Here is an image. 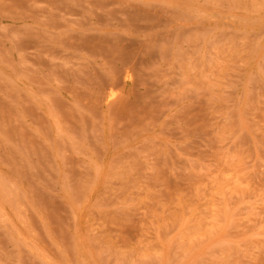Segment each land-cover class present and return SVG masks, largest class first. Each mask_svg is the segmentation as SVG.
<instances>
[{
  "label": "rangeland",
  "instance_id": "1",
  "mask_svg": "<svg viewBox=\"0 0 264 264\" xmlns=\"http://www.w3.org/2000/svg\"><path fill=\"white\" fill-rule=\"evenodd\" d=\"M0 264H264V0H0Z\"/></svg>",
  "mask_w": 264,
  "mask_h": 264
},
{
  "label": "bare ground",
  "instance_id": "2",
  "mask_svg": "<svg viewBox=\"0 0 264 264\" xmlns=\"http://www.w3.org/2000/svg\"><path fill=\"white\" fill-rule=\"evenodd\" d=\"M112 32H113V31H112ZM114 32L116 33L117 31H114ZM79 33H80V32H79ZM108 33H110V32H108ZM136 33H138V32H136ZM52 34H54V33H52ZM55 34H56V33H55ZM60 34H61V33H60ZM60 34H59V36H60ZM76 35H79V38H78L79 40H80V36H81V37L84 36L83 33H82V35H80V34H78V32H77ZM114 35H115V34H114ZM117 35H118V32H117ZM117 35H115V36L117 37ZM56 36H57V35H56ZM109 36H110V35H109ZM115 36H114V37H115ZM51 37H52V36H51ZM54 37H55V36H54ZM60 37H61V36H60ZM66 37H67V36H66ZM116 37H115V38H116ZM120 37H121V35H120ZM82 38H83V37H82ZM104 38H105V37H104ZM136 38H138V37H136ZM170 38H171V37H170ZM84 39H85V38H83L82 40L84 41ZM88 39L90 40V38H88ZM96 39H97V38H96ZM102 39H103V38H102ZM106 39H107V38H106ZM110 39H111V38H110ZM134 39H135V38H134ZM134 39H133V41H134ZM54 40H55V39H54ZM61 40H62V38H61ZM64 40H65V39H64ZM68 40H70V39H68ZM82 40H81V41H82ZM85 40H86V39H85ZM89 40H87V44H90L91 41L88 42ZM104 40H105V39H104ZM119 40H120V38H119ZM138 40L141 41L140 39H138ZM147 40H148V39H147ZM171 40H172V38H171ZM49 41H50V40H49ZM75 41H77V40L75 39ZM83 41H82V43H83ZM93 41H94V39H93ZM93 41H92V42H93ZM99 41H100V42H103V41H101V38H100ZM110 41H111V40H110ZM136 41H137V39H136ZM139 41H138V42H139ZM143 41H145V39H144ZM60 42H61V41H60ZM60 42H59L58 44H60ZM92 42H91V43H92ZM100 42H99V45H100ZM107 42H109L108 39H107L106 43H107ZM116 42H117V41H116ZM119 42L121 43V41H119ZM138 42H137V43H138ZM141 42H142V41H141ZM154 42H155V41H154ZM160 42H161V41H160ZM162 42H163V41H162ZM162 42H161V44H162ZM170 42H171V41H170ZM63 43H64V42H63ZM97 43H98V41H97ZM97 43H96V44H97ZM104 43H105V42H103V44H104ZM109 43H110V42H109ZM109 43H108V45H109ZM111 43H112V42H111ZM137 43H136V45L138 46ZM168 43H169V42H168ZM65 44H66V43H64V45H65ZM71 44H73V43H71ZM77 44H78V43H77ZM87 44H86V45H87ZM93 44H94V42H93ZM113 44H114V43H112V46H113ZM134 44H135V43H134ZM139 44H140V43H139ZM142 44H143V43H142ZM156 44H157V42H156ZM158 44H159V43H158ZM176 44H177V42H176ZM176 44H175V45H176ZM78 45H79V44H78ZM78 45H77V48H76V49H73V48H75V44H74V45H73L74 47H72V49H73L74 51H75V50H77V51H81V50H78V47H79ZM84 45H85V44L83 43L84 51H85V50H89L88 47H89L90 45H89L86 49H85L86 45H85V46H84ZM94 45H95V44H94ZM99 45H98V46H99ZM101 45H102V44H101ZM101 45H100V46H101ZM43 46H44V45H43ZM45 46H46V45H45ZM52 46H53V45H52ZM62 46H63V44H62ZM71 46H72V45H71ZM95 46H96V45H95ZM95 46H94V48H95ZM100 46H99V48H100ZM105 46H107V45H105ZM109 46H110V45H109ZM112 46H110V48H111ZM124 46H125V45H124ZM124 46H123V47H124ZM149 46H150V45H149ZM53 47H54V46H53ZM64 47H66V49L68 48L66 45H65ZM123 47L121 46V48H123ZM144 47H146V46H144ZM155 47H156V46H155ZM168 47H171V45L168 46ZM177 47H178V46H177ZM48 48H49V47H48ZM81 48H82V46H81ZM89 48H91V47H89ZM92 48H93V46H92ZM92 48H91V49H92ZM97 48H98V47L96 46L95 51H96ZM99 48H98V50H99ZM103 48H105V47L103 46ZM107 48H108V47H107ZM107 48H106V49H107ZM117 48H118V47H116V49H117ZM146 48H147V47H146ZM159 48H160V47H159ZM159 48H158V49H159ZM175 48H176V47H174V49H175ZM45 49H46V48H45ZM91 49H90L89 51H91ZM101 49H102V48H101ZM101 49H100V50H101ZM113 49H114V46H113ZM116 49H115V52H117ZM126 49H127V48H126ZM49 50H50V48H49ZM54 50H55V48H54L52 51H54ZM60 50H61V49H60ZM92 50H94V49H92ZM118 50H119V49H118ZM162 50H163V49H162ZM165 50H166V48H165ZM175 50H176V49H175ZM50 51H51V50H50ZM55 51H56V50H55ZM65 51H66V50H65ZM65 51H64V52H65ZM77 51H76V52H77ZM89 51H87V52H89ZM113 51H114V50H112L111 52H113ZM128 51H129V50H128ZM135 51H136V50H135ZM163 51H164V50H163ZM178 51H180V50H178ZM48 52H49V51H48ZM58 52H59V51H58ZM58 52H57V53H58ZM61 52H62V51H61ZM93 52H94V51H92L91 53H89V54H92V55H90L92 58L94 57V55H95V57H96V53L94 52L95 54L93 55ZM96 52H97V51H96ZM98 52H99V51H98ZM101 52H102V51H101ZM101 52H100V53H101ZM140 52H141V51H139V53H140ZM166 52H167V51H166ZM52 53H53V52H52ZM54 53H55V52H54ZM57 53H56V54H57ZM107 53H108V52H107ZM109 53H110V52H109ZM137 53H138V50H137ZM159 53H160V52H159ZM175 53H176V52H175ZM180 53H182V52L180 51ZM180 53H179V54H180ZM58 54H59V53H58ZM83 54H84V53H83ZM97 54H99V53H97ZM101 54H102V53H101ZM104 54H105V52H104ZM104 54L102 55V57L104 56ZM110 54H111V53H110ZM112 54H113V53H112ZM135 54H136V53H135ZM162 54H164V52H162ZM167 54H170V53H167ZM167 54H166V53L164 54V56L166 55V58L168 57ZM52 55H53V54H52ZM52 55H51V56H52ZM78 55H79V54H78ZM99 55H100V54H99ZM105 55H106V54H105ZM114 55H116V54H114ZM114 55H113V56H114ZM129 55H130V54H129ZM49 56H50V55H49ZM54 56H55V55H54ZM97 56H98V55H97ZM107 56H108V55H107ZM119 56H120V55H119ZM119 56H118V57H119ZM125 56H126V55H125ZM164 56H160V58H161V57H164ZM169 56H170V55H169ZM56 57H57V56H56ZM77 57H78V56L76 55V58H77ZM99 57H100V56H99ZM111 57H112V55H111ZM111 57H110V58H111ZM118 57H116V58H118ZM175 57H176V56H175ZM57 58H58V57H57ZM76 58H75V61L78 59V58H77V59H76ZM104 58H106V56H105ZM104 58H103V60H104ZM107 58H108V57H107ZM116 58H114V61H115ZM126 58H128V57L126 56ZM126 58H124V60H125ZM164 58H165V57H164ZM164 58H163V61H164ZM177 58H180V57H177ZM51 59H52V58H51ZM88 59H89V58H88ZM90 59H91V58H90ZM120 59H123V58H120ZM129 59H130V58H129ZM78 60H79V59H78ZM78 60H77V61H78ZM85 60L87 61V58H86ZM106 60L108 61L109 59H106ZM106 60H104V61H106ZM110 60H111V59H110ZM116 60H117V59H116ZM124 60H123V61H124ZM165 60H167V59H165ZM169 60H170V59H169ZM79 61H80V60H79ZM112 61H113V59H112ZM114 61H113V62H114ZM121 61H122V60H121ZM121 61H120V62H121ZM126 61H128V59H126ZM126 61H125V62H126ZM167 61H168V60H167ZM173 61H174V60H173ZM179 61H180V60H179ZM51 62H52V61H51ZM82 62H83V60H82ZM91 62H92V61H91ZM164 62H165V61H164ZM57 63H59V62H57ZM57 63H56V62H55V63L53 62V64H54L55 67H57V65H59V67H60V66H61L60 64H62V63H59V64H57ZM75 63H76V62H75ZM79 63H80V62H79ZM88 63H89V61H88ZM99 63H100V62H99ZM121 63H122V62H121ZM168 63H169V62H168ZM51 64H52V63H51ZM65 64H66V63H65ZM96 64H98V63H96ZM108 64H109V63H108ZM110 64L112 65V62H111V61H110ZM127 64H128V63L126 62V65H127ZM173 64H174V63H173ZM177 64H178V63H177ZM62 65H63V64H62ZM76 65H78V63H76ZM84 65H85V64H84ZM99 65H100V64H99ZM164 65H167V64H164ZM168 65H169V64H168ZM82 66H83V64L81 65V67H82ZM92 66H93V64H92ZM101 66H102V63H101ZM112 66H115V69H116V65H115V63H114V65H112ZM122 66H123V65L121 64V67H122ZM182 66H184V65L182 64ZM55 67H53V68L55 69ZM62 67H63V66H62ZM84 67H85V66H84ZM84 67H82V68L84 69ZM107 67H109V66H107ZM131 67H132V66H131ZM57 68H58V67H57ZM66 68H68V67L66 66ZM72 68H73V67H72ZM82 68H81L80 71H81L82 73H84V72L86 71V70H85L86 68L84 69V70H85L84 72L82 71V70H83ZM91 68L93 69V67H91ZM110 68H111V67H110ZM110 68H108V69H109L108 71H111L112 68H111V69H110ZM123 68H124V67H123ZM158 68H159V70H160V67H158ZM163 68H164V67H163ZM165 68H168V67H165ZM74 69H76L75 71L78 72V67H77V68H74ZM79 69H80V68H79ZM117 69H119V67H117ZM161 69H162V67H161ZM176 69H177V68H176ZM178 69H180L179 66H178ZM55 70L58 71V69H55ZM64 70H66V69H64ZM67 70H68V69H67ZM121 70H123V69H121ZM124 70H125V69H124ZM153 70H154V69H153ZM156 70H157V69H156ZM159 70H158V71H159ZM166 70H167V69H166ZM166 70H164L165 73H163V71H162V73H163V77L165 76V74L168 73V72L166 73ZM170 70H171V69H170ZM51 71L53 72L54 70L51 69ZM71 71H73V69H72ZM87 71H88V68H87ZM91 71H92V70H91ZM94 71H95V68H94ZM97 71H99V70H97ZM100 71L102 72V70H100ZM113 71H114V70H113ZM113 71H112V73H114ZM158 71H155V72H158ZM174 71H175V70H174ZM64 72H65V71H64ZM73 72H74V71H73ZM73 72H71V73H73ZM77 72H76V73H77ZM103 72H104V71H103ZM103 72H102V73H103ZM115 72H116V71H115ZM122 72H123V71H122ZM160 72H161V71H160ZM178 72L180 73L181 70H178ZM49 73H50V72H49ZM54 73H55V72H54ZM56 73H57V74H55V76L58 75L59 72H56ZM79 73H80V72H79ZM82 73H80V74H82ZM85 73H86V72H85ZM96 73H97V72H96ZM99 73H100V72H99ZM151 73H153V72L151 71ZM169 73H172V72H169ZM183 73H185V72H183ZM197 73H198V72H197ZM47 74H48V73H47ZM52 74H53V73H52ZM67 74H68V71H67ZM77 74H78V73H77ZM80 74H78V76H81ZM86 74L88 75L89 72H87ZM94 74H95V73H94ZM116 74H117V73H116ZM121 74H122V73H121ZM48 75H49V74H48ZM50 75H51V74H50ZM68 75H69V77L71 76L70 73H69ZM74 75H75V73H74ZM74 75H73V76H74ZM84 75H85V74H83V76H82L81 78H78V76L75 75V77H77V79L74 77V79L71 80V81H74L73 84H77V83H75V81L78 82V79H79V80H81L80 82H83V83L85 84L86 82L82 81L83 78H84ZM87 75H86V76H87ZM97 75H98V74H97ZM100 75H101V73H100ZM151 75H152V74H151ZM151 75H149V76H151ZM158 75H159V74H158ZM51 76H52V75H51ZM73 76H71V79H72ZM88 76H89V75H88ZM88 76H87V77H88ZM98 76H99V75H98ZM106 76H108L107 73H106ZM106 76H105V75H104V76L102 75V76H101L102 78H101V77H98V78H101V79L103 80V77H106ZM120 76H121V75H119V77H120ZM167 76H168V75H167ZM171 76H172V75H171ZM184 76H185L186 79H187V75L184 74ZM46 77H47V76H46ZM48 77H49V76H48ZM56 77H57V78H56ZM56 77H55V78H56L55 80H59V79H60V77H59V79H58V76H56ZM112 77H113V76H112ZM116 77H117V76H116ZM168 77H169V76H168ZM174 77H175V74H174ZM180 77H181V75H180ZM182 77H183V75H182ZM89 78H91V80H92L91 73H90V77H89ZM154 78H155V77H154ZM188 78H189V77H188ZM40 79H41V78H40ZM43 79H44V78H43ZM46 79H47V80H50V78H46ZM106 79H107V78H106ZM106 79L104 78V80H106ZM108 79H109V78H108ZM155 79H156V78H155ZM163 79H164V78H163ZM165 79H167V78H165ZM175 79H176V78H175ZM182 79H183V78H181V79L177 78V80H178L179 82H181ZM51 80H54V75H53V79L51 78ZM51 80H50V81H51ZM61 80H62V79H61ZM96 80H97V76H96ZM102 80H101V81H102ZM112 80H113V79H112ZM114 80H115V79H114ZM116 80H117V79H116ZM119 80H120V79H119ZM156 80H157V79H156ZM160 80H161V79H160ZM177 80H176L175 82H178ZM183 80H184V79H183ZM63 81H64V80H63ZM63 81H62V82H63ZM92 81H94V80H92ZM97 81L100 82V79H98ZM97 81H96V82H97ZM185 81H186V80H185ZM185 81H184V82L182 81V82L185 83ZM41 82L45 83V80L43 81V80L41 79ZM41 82H40V83H41ZM56 82L58 83V84L56 83V85H58V86H59V84L62 85V82H61V83H59L58 81H56ZM88 82H89V81H88ZM88 82H87L85 85L88 86V85H89ZM94 82H95V81H94ZM94 82H93V83H94ZM114 82H115V81H114ZM114 82L112 81L113 84H114ZM159 82H160V81H159ZM162 82H163V81H162ZM166 82H167V81H166ZM173 82H174V81H173ZM63 83H64V82H63ZM68 83L70 84V82L67 81V84H68ZM78 83H79V82H78ZM100 83H102V82H100ZM115 83H117V82H115ZM118 83H119V82H118ZM157 83H158V81H157ZM171 83H172V82H171ZM183 83H182V84H183ZM71 84H72V83H71ZM71 84H70V85H71ZM81 84H82V83H81ZM81 84L79 83V85L77 84L76 86H81V87H82ZM106 84L109 85V83H106ZM106 84H105V85H106ZM113 84H111V85H113ZM165 84H167V83H165ZM14 85H16V84H14ZM39 85H41V84H39ZM95 85H96V84H95ZM97 85H98V84H97ZM34 86H35V85H34ZM36 86H37V88H40V87H41L40 89H42V91H43V88H44V87H43V88H42V86H39V87H38V84H36ZM62 86H63V85H62ZM64 86H65V85H64ZM76 86H75V85H72V86H71V87H73L72 89H74L73 92H78V90H79L78 93H80V92L82 91V89H79V88H81V87L76 88ZM102 86L104 87L103 84H102ZM121 86H122V85H121ZM163 86H164V85H163ZM48 87H49V84H48ZM71 87L68 88V89L70 90ZM74 87H75V88H74ZM97 87H98V86H97ZM112 87H113V86H112ZM37 88H36V89H37ZM104 88H105V87H104ZM109 88H111V87H108V86H107V89H105V91L108 90ZM160 88H162L161 90L164 89L162 86H161ZM49 89H50V88H49ZM49 89H48V92H49ZM58 89H59V88H58ZM75 89H77V90L75 91ZM83 89H85V90L87 91L86 93H88V90L86 89V87L83 88ZM91 89H92V88H91ZM157 89H158V88H157ZM44 90H46V88H44ZM97 90H99V89H97ZM110 90H111V89H110ZM40 91H41V90H40ZM42 91H41V93H42ZM93 91H94V90H93ZM99 91H100V90H99ZM112 91H113V90H112ZM163 91H164V90H163ZM163 91H162V92H163ZM46 92H47V91H46ZM46 92H44V93H42V94H43V95H44V94H48V92H47V93H46ZM70 92H71V90H70ZM83 92H84V91H83ZM91 92H92V91H91ZM108 92H110V91L108 90L107 93H108ZM113 92H114V91H113ZM162 92H161V93H162ZM30 93H32V92H30ZM41 93H40V94H41ZM53 93H54V90H53ZM53 93H51V94H53ZM57 93H58V92H57ZM67 93H68V91H67ZM86 93L84 92V94H86ZM98 93H99V92H98ZM98 93H96V94H98ZM100 93H101V91H100ZM111 93H112V92H111ZM124 93H125V92H124ZM49 94H50V93H49ZM76 94H77V93H76ZM81 94H83V93L81 92ZM84 94H83V95H84ZM88 94H89V93H88ZM93 94H94V93H93ZM101 94H103V92H102ZM101 94H100V95H101ZM125 94H126V93H125ZM32 95H33V94H32ZM54 95H56L55 99L57 98L56 100H58L57 94L54 93ZM66 95H67V94H66ZM69 95H70V94H69ZM72 95H73V94H72ZM83 95H82V96H83ZM91 95H92V94H90V95H87V94H86V95H85V98H84V100H83V103L86 101V98H88V97H89V98H90V97L92 98ZM98 95H99V94H98ZM108 95H109V94H108ZM111 95H115V93H113V94H111ZM116 95H118V94H116ZM123 95H124V94H123ZM161 95H162V94H161ZM46 96H47V95H46ZM50 96H51V95H49V96L46 97V98H49ZM79 96H80V99H81V95H79ZM86 96H88V97H86ZM162 96H163V95H162ZM33 97H35V96L33 95ZM83 97H84V96H83ZM97 97H99V96H97ZM110 97L113 98V96H110ZM114 97H115V96H114ZM124 97L128 98V97L125 96V95H124ZM124 97H122L121 100H122ZM46 98H44V100H45ZM71 98H72V97H71ZM91 98H90V99H87V100L90 101ZM34 99H36V97H35ZM49 99H50V98H49ZM49 99H48V100H49ZM64 99H65V98H64ZM93 99H94V97H93ZM93 99H92V100H93ZM114 99H115V98H114ZM162 99H164V98H162ZM162 99H161V100H162ZM178 99H179V98H178ZM15 100H16V99H15ZM15 100H14V102H15ZM46 100H47V99H46ZM56 100H55V101H56ZM60 100H61V99H60ZM95 100L98 101L97 99H95ZM99 100H100V98H99ZM116 100H117V97H116ZM118 100H119V97H118ZM124 100H127V99H124ZM124 100H123V101H124ZM137 100H139V101L142 102L141 99H137ZM156 100H157V99H156ZM161 100H160V101H161ZM165 100L167 101V98H165ZM174 100H175V98H174ZM176 100H177V99H176ZM181 100H182V98H181ZM51 101H52V100H51ZM51 101H49V102H51ZM76 101H77V100H76ZM80 101H81V100H80ZM88 101H87V102H88ZM123 101H122V102H123ZM130 101H131V100H130ZM160 101H159V102H160ZM166 101H165V102H166ZM60 102H61V101H60ZM68 102H69V101H68ZM87 102H86V103H87ZM91 102L94 103L95 101H94V102L91 101ZM91 102H90V103H91ZM99 102H100V101H98V103H97V102H96V103L99 105V104H100ZM108 102L110 103L109 100H108ZM112 102H113V101H112ZM112 102H111V103H112ZM122 102H121V104L118 103V104H119L118 106L123 105ZM133 102H134V101H133ZM144 102H145V101H144ZM156 102H157V101H156ZM163 102H164V101H163ZM71 103H72V102H71ZM78 103H79V102H78ZM78 103H77V104H78ZM96 103H95V105H96ZM126 103H127V101L124 102V104H126ZM128 103H129V102H128ZM134 103H135V102H134ZM160 103L163 104V105L166 104V103H162V101H161ZM160 103H158V104H160ZM169 103L171 104L170 100H169V102H168L167 104H169ZM174 103H177V102L174 101ZM35 104H36V103H35ZM50 104H51V103H50ZM55 104H57V101H56ZM63 104H64V103H63ZM65 104H66V102H65ZM74 104H75V106L77 105L76 103H74ZM80 104H81V102H80ZM80 104H78V108H79L78 111H74V112H78L79 114H80L79 111H81L80 109H84V108H85L84 106H83L84 108H83L82 106H79ZM87 104H88V103H87ZM87 104H86V106H87ZM106 104H107V103H106ZM131 104H132V103H130V105H131ZM142 104H143V103H142ZM150 104H151V103H150ZM150 104H148V105H150ZM154 104H156V103H154ZM161 104H160V105H161ZM33 105H34V103H33ZM88 105H89V104H88ZM93 105H94V104H93ZM93 105H92V107H93ZM110 105H111V104H110ZM110 105H109V106H110ZM128 105H129V104H128ZM128 105H127V106H128ZM132 105H134V104H132ZM132 105H131V106H132ZM136 105L139 106V103H137ZM136 105H135V106H136ZM146 105H147V103L145 104V106H146ZM152 105H153V104H152ZM156 105H157V104H156ZM160 105H159V106H160ZM171 105H172V104H171ZM44 106H45V105H44ZM57 106H58V105H57ZM64 106H65V105H64ZM71 106H72V105H70V107H71ZM96 106H97V105H96ZM109 106H108V110H109V108H111V107H109ZM116 106H117V102H116ZM157 106H158V105H157ZM161 106H162V105H161ZM168 106L170 107V105H168ZM67 107H68V106H66V108H67ZM80 107H81V108H80ZM88 107L91 108V106H88ZM99 107H100V106H99ZM99 107H98V108H99ZM133 107H134V106H133ZM141 107H143V106L141 105ZM154 107H156V106H154ZM154 107H152V108H154ZM164 107L167 108V105L164 106ZM164 107L162 106V109H164V111H166V110H165L166 108H164ZM54 108H56V106H55ZM72 108H73V107H72ZM72 108H71V109H72ZM94 108L96 109V107H94ZM114 108H115V107L113 106V109H114ZM149 108H151V106H148V112L151 111V112H149V113L153 114V111H154V110H153V111H152V110H149ZM156 108H157V107H156ZM35 109H36V108H34L33 110H35ZM37 109H39V108H37ZM69 109H70V108H69ZM71 109H70V110H71ZM135 109H136V107H135ZM158 109H159V108H158ZM158 109H156V110H158ZM53 110H54V109H53ZM66 110H67V109H66ZM66 110H65V111H66ZM70 110H69V111H70ZM73 110H76V109L73 108ZM88 110H89V108L86 109V110H84V112L86 111L87 113H90V111H88ZM90 110H92V111H93V114H95V113H94L95 111L93 110V108H91ZM96 110H97V109H96ZM119 110H120V109H119ZM129 110H130V109L128 108V111H127V110H125V111H127L128 113H130ZM156 110H155V111H156ZM159 110H160V109H159ZM159 110H158V113L155 112V113L157 114V116H158V114H159ZM62 111H63V109L61 110V112H62ZM97 111H98V110H97ZM99 111H100V108H99ZM110 111L113 112V110H110ZM116 111H117V110H116ZM123 111H124V110H123ZM130 111H131V110H130ZM143 111H144V110H143ZM143 111H142V112H143ZM160 111H161V110H160ZM14 112H15V111H14ZM28 112H29V111H28ZM37 112H38V111H37ZM37 112H36V113H37ZM40 112H41V110H40ZM49 112H50V110H49ZM56 112H58V110H57ZM56 112H55V113H56ZM61 112H59V113H61ZM70 112H71V111H70ZM74 112H73V114H74ZM84 112H83V113H84ZM106 112H107V111H106ZM135 112L137 113V110H136ZM142 112H141V113H142ZM146 112H147V111H146ZM146 112H144V113L141 114V115L146 114ZM183 112H184V111H183ZM29 113H30V112H29ZM52 113H53V112H52ZM59 113H58V114H59ZM83 113H82V114H83ZM96 113H97V112H96ZM115 113H116V112H115ZM115 113H114V116H115ZM118 113L120 114V112H118ZM118 113H117V115H118ZM128 113H127V115H129ZM155 113H154V115H155ZM160 113L163 114V112H160ZM27 114H28V113H27ZM38 114L40 115V114H42V113H38ZM58 114H57V115H58ZM65 114H66V113H65ZM79 114H78V115H79ZM82 114H80L78 117H81ZM93 114H92V115H93ZM97 114H100V113H97ZM97 114H96V115H97ZM106 114H108V113H106ZM130 114H131V113H130ZM182 114H186V113H182ZM32 115H33V114H32ZM32 115H31V116H32ZM39 115H38V117H39ZM48 115H49V114H48ZM62 115H63V113H62ZM70 115H71V113H70ZM89 115H90V114H89ZM92 115H91V116H92ZM141 115H140V116H141ZM148 115H149V114H148ZM16 116H17V115H16ZM29 116H30V115H29ZM34 116H35V114H34ZM36 116H37V115H36ZM40 116L42 117V115H40ZM66 116L69 117L68 115H66ZM66 116H65V117H66ZM72 116H73V115H72ZM87 116H88V115H87ZM87 116H83L82 118H80L81 121H82V123H83L84 125H86L84 122H86L87 118H86L85 121L82 120V119H85V117H87ZM91 116H90V117H91ZM97 116H99V115H97ZM97 116H96V117H97ZM108 116H109V115H107V118H108V119H107V118H106V119L111 121V118H110V117L113 116V115H110V117H108ZM129 116H130V115H129ZM134 116H135V115H134ZM134 116H133V117H134ZM145 116H146V115H145ZM149 116H150V115H149ZM149 116H146V117L150 118ZM173 116H174V115H173ZM180 116L183 117L184 115H180ZM38 117H36V118H38ZM55 117H58V118L60 117V119H62V118H61V117H62L61 114H60V116H59V115H58V116H55V114H54L53 119H54ZM65 117H64V118H65ZM70 117H71V116H70ZM74 117H77V115H74L73 118H74ZM118 117H119V116H118ZM120 117H121V115H120ZM133 117H131V118H133ZM137 117H138V116H137ZM155 117H156V116H155ZM155 117H154V119L151 117L153 123H154V120H155L156 122L158 121V120L155 119ZM175 117H176V116H175ZM175 117H174V118H175ZM178 117H179V115H178ZM30 118H31V117H30ZM39 118H40V117H39ZM44 118H45V117H44ZM64 118H63L62 120H60V123H63V124H64V123L66 122V121H65V122L63 121ZM71 118H72V117H71ZM88 118H89V117H88ZM142 118H143V117H142ZM148 118H147V119H148ZM179 118H181V117H179ZM185 118H186V116H185ZM185 118H184V119H185ZM74 119H75V118H74ZM74 119H73V120H74ZM93 119H94V118H93ZM112 119H113V118H112ZM124 119H125V118H124ZM129 119H130V118H129ZM138 119H139V118H138ZM176 119H177V118H176ZM181 119H182V118H181ZM19 120H20V119H19ZM36 120H37V119H36ZM40 120H43V119H40ZM46 120H47V119H46ZM46 120H45V121H46ZM65 120H66V119H65ZM67 120H69V119H67ZM77 120H78V118H77ZM134 120H135V119H134ZM141 120H142V122L145 121L144 118L141 119ZM141 120H140V122H141ZM174 120H175V119H174ZM34 121H35V120H34ZM45 121L43 120V122H45ZM47 121H48V120H47ZM54 121H55L56 126H57L59 123L57 122L56 118H55ZM78 121H79V120H78ZM83 121H84V122H83ZM91 121H92V120H91ZM93 121H95V120H93ZM93 121H92V123H93V125H95V123H94ZM97 121H98V120H97ZM100 121H101V120H99V125H100ZM120 121H121V119H120ZM122 121H123V120H122ZM126 121H127V120H126ZM136 121H138V120L136 119ZM152 121H151V122H152ZM177 121H178V120H177ZM15 122H16V121H15ZM30 122H31V121H30ZM38 122H39L38 126H40V125H41V124H40V121L38 120ZM71 122H72V121H71ZM74 122H75V121H74ZM76 122H77V121H76ZM76 122H75V124H77ZM114 122L117 123V120L114 121ZM140 122H139V123L137 122L138 125H140ZM145 122H146V121H145ZM181 122H185V121H181ZM18 123H19V121H18ZM52 123H53V122H52ZM55 123H54V124H55ZM57 123H58V124H57ZM68 123H69V121H68ZM96 123H97V122H96ZM111 123L113 124L112 121H111ZM111 123H110V124L108 123V124L111 125ZM119 123H121V122H119ZM137 123H136V124H137ZM147 123H148V121H147ZM16 124H17V122H16ZM32 124H33V123H32ZM42 124H44L45 126L48 125V124L46 125V122H45V123H42ZM65 124H67V122H66ZM75 124L73 123V124H71L70 126L68 125V128H69V127L71 128L72 125H73V128H75V126H74ZM78 124H80V122H78ZM78 124H77V126H78V128H79L80 125H78ZM97 124H98V123H97ZM97 124H96L95 126H97ZM108 124H107V125H108ZM126 124H127V123H126ZM128 124H129V123H128ZM130 124H131V123H130ZM134 124H135V123H134ZM149 124L151 125V123H150V119H149ZM149 124L147 125V127L149 126ZM164 124H165V123H164ZM164 124H162L163 127H164ZM167 124H168V123H167ZM175 124H176V123H175ZM36 125H37V124H36ZM89 125H90V126H93V125H91V122H89ZM109 125H108V126H109ZM117 125H119V124H116L115 127H116ZM144 125H146V124H144ZM14 126H16V125H14ZM26 126H27V125H26ZM54 126H55V125H54ZM58 126H59V125H58ZM81 126H82V124H81ZM125 126H127V125H125ZM125 126H124V128H125ZM130 126H131V125H130ZM132 126H133V125H132ZM136 126H137V125H136ZM140 126H141V125H140ZM178 126H179V125H178ZM16 127H17V126H16ZM63 127H64V125H63ZM84 127H85V130H84V132H85V131H87V129H86V126H84ZM111 127H113V126L111 125ZM127 127H129V126H127ZM127 127H126V128H127ZM138 127H139V126H138ZM145 127H146V126H145ZM163 127H162V128H163ZM180 127H181V126H180ZM184 127H185V126H184ZM39 128H40V130H41V127H39ZM44 128H45V129H44ZM46 128H47V127H44V126L42 127V129H44V130H46ZM66 128H67V127L65 126V130H66ZM78 128L76 127V130H78ZM87 128H88V125H87ZM98 128H99V127H98ZM121 128H122V125H121ZM126 128H125V131H126ZM130 128H131V127H130ZM141 128H142V127H141ZM176 128H177V127H176ZM14 129H16V128H14ZM17 129H18V127H17ZM88 129H89V128H88ZM90 129H91V128H90ZM100 129H101V128H99L98 132L101 131ZM108 129H109V128H108ZM131 129H132V128H131ZM131 129H129V130L131 131ZM134 129H137V127L134 128ZM139 129H140V127H139ZM147 129H148V128H147ZM177 129H179V128H177ZM181 129H183V127H182ZM181 129H180V130H181ZM184 129H185V128H184ZM29 130H30V129H29ZM34 130H35V129H34ZM44 130H41V131L44 132ZM48 130H50V128H49ZM67 130H68V129H67ZM74 130H75V129H72V128H71V131H74ZM76 130H75V131H76ZM79 130H80V129H79ZM112 130H113V129H112ZM117 130H119V129L117 128ZM122 130H123V129H122ZM127 130H128V129H127ZM132 130H133V129H132ZM171 130H172V129H171ZM180 130H179V131H180ZM31 131H32V129H31ZM57 131H59L58 128H57ZM75 131H74V132H75ZM88 131H89V130H88ZM88 131H87V132H88ZM95 131H96V130H95ZM95 131H93V132H95ZM130 131H128V132L130 133ZM136 131H137V130H136ZM139 131H140V130H139ZM139 131H138V132H139ZM174 131H175V130H174ZM181 131H182V130H181ZM181 131H180V132H181ZM184 131H185V130H184ZM29 132H30V131H29ZM46 132H47V130H46ZM54 132H55V131H54ZM59 132H60V131H59ZM63 132H64V131H63ZM74 132H73V133H74ZM78 132H79V131H78ZM78 132H75V133H76V135L79 137V135L81 134V132H80V133H78ZM90 132H92V131L90 130ZM93 132H92V133H93ZM113 132H114V131H113ZM113 132H112V133H113ZM116 132H117V131H116ZM128 132H127V134H128ZM138 132H137V133H138ZM159 132H160V131H159ZM159 132H158V133H159ZM161 132H162V134H163V130H162V129H161ZM161 132H160V133H161ZM180 132H179V133H180ZM185 132H186V131H185ZM185 132H183L182 135H184ZM48 133H49V132H48ZM55 133H56V132H55ZM70 133H71L73 136H74V134H75V133L73 134L72 132H70ZM112 133H111V134H112ZM117 133H118V132H117ZM125 133H126V132H125ZM134 133H135V132H134ZM134 133H133V134H134ZM156 133H157V132H156ZM177 133H178V132H177ZM29 134H30V133H29ZM29 134H28V136H31V134H30V135H29ZM49 134H50V133H49ZM58 134H59V136H60V133H58ZM61 134H62V132H61ZM71 134H70V135H71ZM78 134H79V135H78ZM100 134H101V133H100ZM115 134H116V133H115ZM123 134H124V133H123ZM127 134H126V136H127ZM164 134H166V133H164ZM164 134H163V135H164ZM180 134H181V133H180ZM36 135H37V134H36ZM45 135L47 136V134H45ZM56 135H57V134H56ZM76 135H75V137H76ZM84 135H86V132H85ZM95 135H96V133H95ZM113 135H114V133L112 134V136H113ZM119 135H121V134H120V131H119ZM128 135H129V134H128ZM155 135H156V134H155ZM159 135H160V134H159ZM182 135H181V136H182ZM43 136H44V135H43ZM88 136H89V135H88ZM124 136H125V135H124ZM31 137H32V136H31ZM31 137H30V138H31ZM35 137H37V136H35ZM47 137H48V136H47ZM64 137H65V136H64ZM78 137H77V138H78ZM80 137H82V136H80ZM86 137H87V136H86ZM86 137H85V139H87ZM93 137H95V136H94V133H93ZM93 137H92V138H93ZM156 137H157V136H156ZM162 137H163V136H162ZM48 138H49V137H48ZM57 138H58V136H56V139H57ZM68 138H69V136H68ZM88 138H89V137H88ZM98 138H99V136H98ZM113 138H114V137H113ZM126 138H127V137H126ZM126 138H125V139H126ZM142 138H143V137H142ZM163 138H165V137H163ZM181 138H182V137H181ZM184 138H185V137H184ZM32 139H33V138H32ZM49 139H50V138H49ZM54 139H55V138H54ZM56 139H55V140H56ZM58 139H59V138H58ZM66 139H67V138H66ZM73 139H74V138H73ZM73 139H72V137H71V140H73ZM85 139H84V140H85ZM118 139H119V138H118ZM125 139H124V140H125ZM127 139H128V138H127ZM153 139H154V138H153ZM29 140H30V139H28V142H29ZM62 140H64V138H62ZM68 140L70 141V139H68ZM77 140L79 141V139H77ZM99 140H100V139H99ZM99 140H98V141H99ZM111 140H112V139H111ZM115 140H116V142H114ZM119 140H121V139H119ZM142 140H143V139H142ZM32 141L34 142V139L31 140V142H32ZM49 141H50V140H49ZM57 141H59V142H57ZM57 141H56L57 144L60 145L59 147L57 146V148H58V150H60L61 147H62V145L59 144V143H60L61 141H60V140H57ZM66 141H67V140H65L64 143H65ZM74 141H75V143L73 144ZM74 141L72 142V144H70L71 146H72V145H75L76 143H78V141L76 142L75 139H74ZM90 141H92V140H90ZM95 141H96V137H95ZM114 141L112 140L111 142H113V143H115V144H116V143H119V141L117 142V139H114ZM148 141H149V142H152V139H151V140H148ZM157 141H158V140H157ZM31 142H29V143H31ZM35 142H36V141H35ZM111 142H110V143H111ZM121 142H122V141H121ZM149 142H148V143H149ZM36 143H37V142H36ZM36 143H33V144H36ZM38 143H39V142H38ZM61 143H62V142H61ZM69 143H71V142H69ZM86 143H87V142H86ZM88 143H89V142H88ZM153 143H154V142H153ZM153 143H152V144H153ZM93 144H94V143H93ZM37 145H38V144H37ZM66 145H68V144H66ZM77 145H78V144H77ZM77 145H76V146H77ZM87 145H88V144H87ZM183 145H184V144H183ZM30 146H31V145H30ZM30 146H29V147H30ZM76 146H72V148L74 147V149H73L74 151H75ZM80 146H81V144H80ZM80 146L76 148L77 151H75L76 153H75V152H74V153L77 154V152H78V153H80V155H81V154L83 155V151H82V150H83V148H84L85 146H83V147L81 146L82 149H80ZM92 146H93V145H92ZM94 146H95V145H94ZM101 146H102V144H101ZM157 146H158V145H157ZM157 146H156V144H155V147H157ZM29 147H28V148H29ZM44 147H45V145H44ZM63 147H64V145H63ZM90 147H91V144H90ZM95 147H96V146H95ZM102 147L104 148V146H102ZM151 147H152V146H151ZM33 148H34V149L36 148L35 145H34ZM59 148H60V149H59ZM64 148H65V147H64ZM64 148H63V149H64ZM78 148L81 150L82 153L78 150ZM92 148H93V147H91V149H92ZM158 148H159V147H158ZM30 149H31V148H30ZM36 149H37V148H36ZM69 149H71L70 146H69ZM97 149H99V148L97 147ZM125 149H126V148H125ZM156 149H157V148H156ZM40 150H42V148H41ZM40 150H39V151H40ZM65 150H66V149H65ZM73 150H72V152H73ZM86 150H87V149H85V151H86ZM30 151H32V149H31ZM46 151H48V150H46ZM62 151H63V150H62ZM69 151H70V150H69ZM85 151H84V152H85ZM92 151H94L93 153L95 154V156H96V152H99V153H97V154H100V153H101V152L98 151V150L95 151V148H93ZM181 151H182V152H185V148H184V150L182 149ZM34 152H35V150L32 151L31 155H32ZM65 152H66V151H65ZM70 152H71V151H70ZM70 152H67V155H68V153L70 154ZM158 152H159V151H158ZM160 152H161V151H160ZM28 153H30V152L28 151ZM40 153H42L41 156H44V157H45L46 154H47L48 152H47L46 154H43V150H42V151H40ZM59 153H60L61 155H63V154L65 155V153L62 154L61 151H59ZM86 153H87V152H86ZM57 154H58V153H57ZM116 154H117V153H116ZM156 154H157V153H156ZM159 154H160V153H159ZM58 155H59V154H58ZM61 155L58 156L59 159L61 158V157H60ZM64 155L62 156V158H63V159H62V162H63L64 158H66V161H67V159H68V158H67V155H66V157H64ZM71 155H72V154H71ZM87 155H88V154H87ZM122 155H123V154H122ZM29 156H30V154H29ZM34 156H36V155H34ZM37 156H39V155L37 154ZM49 156H50V152H49V154H48V156H47L48 158L46 157L47 160H49V158L51 157V156H50V157H49ZM69 156H70V155H69ZM72 156H73V155H72ZM83 156H85V155H83ZM126 156H127V155H126ZM85 157L89 159V156H88V157L85 156ZM99 157H101V156H99ZM123 157H124V156H123ZM46 158H45V160L43 159V161H46ZM112 158H113V156H112ZM40 159H41V158H40ZM50 159H51V158H50ZM53 159H54V158H53ZM74 159H75V158H74ZM74 159H72V160H74ZM33 160H34V159H32V161H33ZM35 160L38 162L37 159H35ZM60 160H61V159H60ZM72 160H71V161H72ZM76 160H77V159H76ZM89 160L91 161V159H89ZM97 160H99L98 156H97ZM40 161H42V160H40ZM50 162H52V159H51L50 161H48V162L46 161L47 164H49ZM62 162H61V163H62ZM64 162H65V160H64ZM69 162H70V160H69ZM77 162H78V161H77ZM79 162H80V161H79ZM79 162H78V163H79ZM91 162H92V161H91ZM93 162H94V161H93ZM30 163L33 164V163L31 162V157H30ZM39 163H40V162H39ZM41 163H43V162H41ZM80 163L82 164V162H80ZM43 164H45V163H43ZM51 164H52V163H51ZM56 164H57V163H56ZM65 164H68V163L65 162ZM87 164H88V163H87ZM39 165H40V164H39ZM63 165H64V164H62V166H63ZM68 165L70 166V163H69ZM74 165H76V164H74ZM84 165H86V164L84 163ZM94 165H95V163H93V166H94ZM108 165H109V164H108ZM51 166H52V165H51ZM51 166L49 165V168H50ZM54 166H55V165H54ZM54 166H52L51 168H53ZM66 166H67V165H66ZM72 166H73V165H72ZM72 166H71V168H72ZM79 166H80V164H79ZM82 166H83V164H82ZM82 166H81V167H82ZM31 167H32V166H31ZM34 167H35V166H34ZM36 167H37V165H36ZM42 167H44V169H45V166L42 165ZM63 167H64V166H63ZM75 167H76V166H75ZM77 167H78V166H77ZM32 168H33V167H32ZM67 168H68V166H67ZM71 168H70V169H71ZM83 168H84V167H83ZM88 168H89V167L86 166V168H84V169L88 170ZM94 168H95V170L93 169V171L95 172V171L97 170L96 168H98V166L95 165ZM107 168H108V167H107ZM33 169H34V170H37V168H36V169L33 168ZM39 169H40V168H39ZM39 169H38V170H39ZM44 169H43V172H47V171L44 170ZM54 169H55V168H54ZM54 169H53V170H54ZM65 169H66V168H65ZM55 170H56V169H55ZM55 170H54V171H55ZM61 170H62V169H61ZM71 170H75V169H71ZM39 171H42V170H39ZM57 171H58V170H57ZM62 171H63V170H62ZM62 171H61V172H62ZM82 171H83V170H82ZM88 171H90V170H88ZM88 171H87V172H88ZM55 172H56V171H55ZM77 172H78V171H77ZM83 172H84V171H83ZM83 172H81V173H83ZM85 172H86V171H85ZM96 172H97V171H96Z\"/></svg>",
  "mask_w": 264,
  "mask_h": 264
}]
</instances>
